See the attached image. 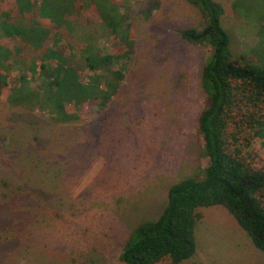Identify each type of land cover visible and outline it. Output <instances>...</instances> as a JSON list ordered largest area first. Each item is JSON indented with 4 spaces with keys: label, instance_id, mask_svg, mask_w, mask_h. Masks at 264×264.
<instances>
[{
    "label": "rangeland",
    "instance_id": "rangeland-1",
    "mask_svg": "<svg viewBox=\"0 0 264 264\" xmlns=\"http://www.w3.org/2000/svg\"><path fill=\"white\" fill-rule=\"evenodd\" d=\"M112 1L134 40L125 78L105 107L62 123L0 101V264H118L135 227L162 212L168 187L208 163L197 127L210 47L179 34L201 29L206 14L187 0H159L147 17L146 3ZM217 2L229 51L263 69L264 0ZM77 19V40L116 53L95 12ZM254 147L264 157V141ZM7 181L19 188L9 192ZM198 211L195 252L177 264H264V252L224 206Z\"/></svg>",
    "mask_w": 264,
    "mask_h": 264
},
{
    "label": "trees",
    "instance_id": "trees-1",
    "mask_svg": "<svg viewBox=\"0 0 264 264\" xmlns=\"http://www.w3.org/2000/svg\"><path fill=\"white\" fill-rule=\"evenodd\" d=\"M85 1L0 0V101L46 112L62 123L105 107L125 78L134 32L131 23L124 28L112 0H89L88 9ZM187 1L207 16L201 29L182 28L179 34L210 47L201 74L205 102L197 127L208 163L201 174L168 187L162 212L135 227L118 264H177L190 258L196 248L198 208L214 205L224 206L264 252V157L254 147L257 140L264 141V68H254L229 51L219 2ZM143 3L140 10L146 17L160 5L159 0H134ZM91 11L116 41V53H100L79 41L74 25ZM16 63L24 67L16 68L20 72L10 85ZM2 184L9 192L19 188L10 181Z\"/></svg>",
    "mask_w": 264,
    "mask_h": 264
},
{
    "label": "crops",
    "instance_id": "crops-1",
    "mask_svg": "<svg viewBox=\"0 0 264 264\" xmlns=\"http://www.w3.org/2000/svg\"><path fill=\"white\" fill-rule=\"evenodd\" d=\"M217 1V0H216ZM220 3V2H219ZM221 18V17H220Z\"/></svg>",
    "mask_w": 264,
    "mask_h": 264
}]
</instances>
